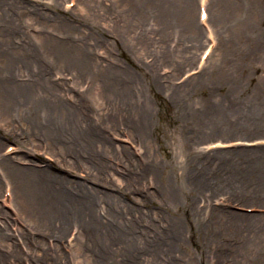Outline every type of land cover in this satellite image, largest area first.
Instances as JSON below:
<instances>
[{
	"label": "rangeland",
	"instance_id": "374dc122",
	"mask_svg": "<svg viewBox=\"0 0 264 264\" xmlns=\"http://www.w3.org/2000/svg\"><path fill=\"white\" fill-rule=\"evenodd\" d=\"M202 7L212 14L206 25ZM139 8L125 0H0V49L14 46L0 61V106L26 107L25 94L40 98L50 89L68 107H154L144 143L123 132L124 124L109 132L124 150L108 155L116 165L109 177L121 190L143 187L118 192L122 206L157 224L162 238L182 226L171 247L174 264H264V159L205 154L227 146L264 148V0H159L157 23L148 11L135 17ZM80 48L96 61L100 79L93 87L89 72L78 78L67 66ZM217 108L226 110L224 119L194 117ZM24 131L0 119L4 152H25L12 137ZM39 153L50 160L45 149ZM3 183L0 223L8 233L0 245L23 251V264H41L34 259L45 247L57 264H80L74 230L66 232L62 249L38 234L32 237L41 247L30 244L29 226Z\"/></svg>",
	"mask_w": 264,
	"mask_h": 264
},
{
	"label": "bare ground",
	"instance_id": "6f19581e",
	"mask_svg": "<svg viewBox=\"0 0 264 264\" xmlns=\"http://www.w3.org/2000/svg\"><path fill=\"white\" fill-rule=\"evenodd\" d=\"M125 4L134 9L140 7L133 11L135 17H141L148 11L158 22L159 0H125ZM203 10L205 7L200 8V14ZM207 12V19L203 21L205 25L212 18L211 12ZM13 47L0 49V61L9 59ZM78 51L75 61L62 63H69L67 66L73 67L78 78L84 71L89 72L93 87L100 79L95 70L96 61L87 50L80 48ZM41 70L42 67L40 72L43 73ZM50 84L56 89L58 83L51 80ZM32 93L20 99L26 107L0 106L1 120L25 128L23 133L12 136L25 150L21 156L4 152L0 142V182L4 180L3 187L5 183L10 185L17 213L29 226L27 237L30 244L41 247V240L34 238L33 241L32 237L38 234L43 238L56 239L57 247L62 249L68 239L66 232L74 230L73 244L78 243L76 248L81 258L80 264H174L171 247L173 241L183 233L182 226L176 224L168 238H162L157 224L146 222L134 216L129 208H124L120 194L139 192L143 187L140 184L127 185L124 190L116 187L109 177L116 165L106 160L113 153L112 150L115 153L124 152L109 136L117 125L120 128L124 124L121 130L132 133L141 143L148 139L147 131L152 127L154 107H110L109 112L100 107V112L97 107H68L50 89L40 98ZM39 102L40 106H37ZM225 111L217 108L199 115L194 112V117L204 121L211 115L224 119ZM6 138L11 139L10 136ZM41 149L51 155L50 160L39 153ZM205 154L221 161L225 158L246 161L247 158L251 160L252 156L264 159V148L227 146ZM28 155L36 160L27 158ZM70 174L80 175L83 179L71 177ZM100 185L114 191H107ZM170 193L173 198L177 197L176 190L171 189ZM193 211H196L195 207ZM241 215L254 217V214L247 212ZM7 233L6 227L0 223V237L5 241ZM4 246L0 245V264L14 263L12 256L16 259L15 264H23L20 263L23 251L14 247L5 250ZM34 260L41 264H57L55 254L47 247L42 248Z\"/></svg>",
	"mask_w": 264,
	"mask_h": 264
}]
</instances>
